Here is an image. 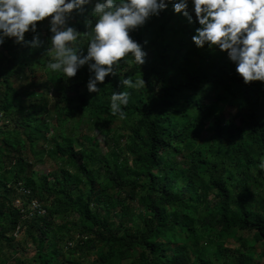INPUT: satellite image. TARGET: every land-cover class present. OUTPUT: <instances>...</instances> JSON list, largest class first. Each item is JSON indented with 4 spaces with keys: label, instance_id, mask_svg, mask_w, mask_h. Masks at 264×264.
Listing matches in <instances>:
<instances>
[{
    "label": "trees",
    "instance_id": "trees-1",
    "mask_svg": "<svg viewBox=\"0 0 264 264\" xmlns=\"http://www.w3.org/2000/svg\"><path fill=\"white\" fill-rule=\"evenodd\" d=\"M47 19L40 47L0 46V264H264V84L197 48L198 24L169 5L131 33L146 63L89 92L86 65L47 68ZM71 23L86 30L84 15ZM119 75L147 82L127 89L123 118L110 110Z\"/></svg>",
    "mask_w": 264,
    "mask_h": 264
},
{
    "label": "clouds",
    "instance_id": "clouds-1",
    "mask_svg": "<svg viewBox=\"0 0 264 264\" xmlns=\"http://www.w3.org/2000/svg\"><path fill=\"white\" fill-rule=\"evenodd\" d=\"M169 5L189 24H198L191 37L197 48L226 51L245 84H264V0H0V46L10 38L16 44L40 47L37 22L48 18L47 68L70 78L86 65V88L98 93L105 78L116 76L129 59L140 67L146 63L148 42L131 33ZM77 15L85 16V31L71 23ZM26 33L33 34L31 39ZM82 39L88 41L86 52L80 47ZM119 85L126 90L113 91L110 110L123 118L131 96L127 89L142 88L147 82L144 77L119 75ZM258 168L264 170V158Z\"/></svg>",
    "mask_w": 264,
    "mask_h": 264
},
{
    "label": "rangeland",
    "instance_id": "rangeland-1",
    "mask_svg": "<svg viewBox=\"0 0 264 264\" xmlns=\"http://www.w3.org/2000/svg\"><path fill=\"white\" fill-rule=\"evenodd\" d=\"M90 134L92 135H96L97 133V129H93V130H87ZM124 132L121 127H118L116 130H114L113 132H111V136L112 139H114L118 133ZM114 149V150H113ZM97 152H103V155L108 156V154L110 155V158L115 159L117 161L120 160L121 156L117 153V151H115V148L112 146H107L105 141H103L102 139H99V147L97 148ZM49 161H46L45 163L42 161H37L33 166L32 169L36 170L39 174H42L43 172L48 170V165ZM15 205L20 206L21 202L18 200H15ZM28 246H30V244H28ZM22 254V253H19ZM263 261V260H262ZM264 262V261H263ZM87 264H94L93 262H89Z\"/></svg>",
    "mask_w": 264,
    "mask_h": 264
}]
</instances>
